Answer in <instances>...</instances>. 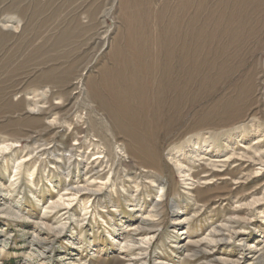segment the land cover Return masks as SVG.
Returning <instances> with one entry per match:
<instances>
[{"label": "rangeland", "instance_id": "obj_1", "mask_svg": "<svg viewBox=\"0 0 264 264\" xmlns=\"http://www.w3.org/2000/svg\"><path fill=\"white\" fill-rule=\"evenodd\" d=\"M5 147L0 264H264V0H0Z\"/></svg>", "mask_w": 264, "mask_h": 264}, {"label": "bare ground", "instance_id": "obj_2", "mask_svg": "<svg viewBox=\"0 0 264 264\" xmlns=\"http://www.w3.org/2000/svg\"><path fill=\"white\" fill-rule=\"evenodd\" d=\"M53 89V88H52ZM7 148H9V147H5V148H3V149H1L0 148V150H7ZM146 169V168H145ZM161 185V184H160ZM166 196V195H165Z\"/></svg>", "mask_w": 264, "mask_h": 264}]
</instances>
